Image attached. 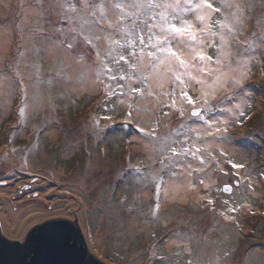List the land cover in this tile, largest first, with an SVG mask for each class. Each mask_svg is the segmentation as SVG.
<instances>
[{"label": "rangeland", "instance_id": "374dc122", "mask_svg": "<svg viewBox=\"0 0 264 264\" xmlns=\"http://www.w3.org/2000/svg\"><path fill=\"white\" fill-rule=\"evenodd\" d=\"M115 2L131 0H103L108 19L92 25L91 33L90 25L84 24L80 35L69 29H79L83 20L100 15L97 10L92 17L81 0H42V8L37 0H0V34L6 39L4 45L0 43V195L9 199L2 200L0 210L11 207L16 214L21 207H46L24 216L31 219L19 229L22 234L7 229L8 234L28 235L33 221L69 214L88 225L98 252L123 264H264V45H259L264 40V0H209L221 9L212 11L210 23L227 17L235 29L225 45L230 55L220 63L231 69L246 60L250 73L239 83L231 78L218 94L207 97L199 93L198 82L185 81L195 101L192 105L181 98L179 82L171 77L163 84L152 82L157 75L146 55L150 49H145V61L138 69L129 64L137 63L139 44L128 63L114 62L118 55L132 52L124 44V33L108 26L118 19L119 28L132 23L130 17H118L119 10L111 6ZM28 4L35 9L31 19H26ZM61 4H75L77 12ZM237 5L242 12H237ZM62 14L73 16L72 23ZM177 15L189 21L195 12ZM136 22L141 28L142 22L155 23L145 16ZM214 30L219 26L214 24ZM84 35H90L96 46L86 43ZM106 36L120 39L124 46L109 55L114 46ZM209 37L206 54L213 61L204 72L212 79L219 68L215 61L220 40ZM180 38L173 39L171 46ZM101 60L113 69L115 80L107 69L97 75ZM88 72L98 88L77 89ZM130 88L141 91L132 93ZM243 93L249 95L248 103L233 118L232 110H227ZM193 111L199 114L192 115ZM211 120L220 125L216 131H198V124ZM214 136L221 142L209 144ZM140 140L145 141L140 144ZM19 161L33 171L15 170ZM229 161L244 167L232 168ZM187 170L192 175L191 192L199 188L201 196L164 202L163 184L182 178ZM11 171L17 172L13 178ZM251 175L256 180L250 181ZM209 177L214 179L207 184ZM82 183L85 201L73 212L57 208L73 201L75 194L68 185ZM226 185L231 191L224 190ZM246 203L250 210L241 213ZM226 213L232 218L227 219ZM0 216L6 226L1 211ZM202 231L215 237L198 244L194 234ZM182 234L190 249H168Z\"/></svg>", "mask_w": 264, "mask_h": 264}, {"label": "snow or ice", "instance_id": "6c2138e0", "mask_svg": "<svg viewBox=\"0 0 264 264\" xmlns=\"http://www.w3.org/2000/svg\"><path fill=\"white\" fill-rule=\"evenodd\" d=\"M39 4H41L42 8V0H37ZM81 5L84 10L90 9V15L92 17L97 16V10L99 11V19L95 20H83V23L81 24V27L79 29L71 28L69 31L78 33L80 35H83L85 32L84 24L90 25L87 31L89 33L95 31V28L92 27V25H98L101 24L104 20H107V12L105 8V4L103 3V0L100 4H90L89 0H81ZM112 8L119 10L117 15L120 19L123 18H132L131 24L124 25L123 28H119V19L117 20V23L114 25L111 21H109L108 26L109 27H116L118 31L124 33V44H126L129 48L132 49V52L129 53V56L125 55H118V59L114 58L115 63H119V61H124L125 63L129 62V57L136 56V45H140V55L137 57V63L136 64H129V67L138 69L141 64H143L144 60V54L145 49H150L147 51L146 55L147 57H150L149 65L154 70L160 69L161 66L164 67L165 75L170 74L171 78L179 82V86L181 87V98H185L186 102L190 105L194 104L195 101L193 100V97L189 95L188 91L186 90V82L183 79V77H188L190 80H196L198 83H202L196 76L193 75L191 69L196 68L197 66L191 61L199 60L202 64L204 62H211L212 57L208 56L204 51L198 50L195 44H202L203 40L198 36V33H208L211 36H219L220 45L218 47L219 50V56L217 57L215 63L217 65L221 62V57L225 55L224 47L228 43V36L230 33L234 32L235 29L233 28L231 23L227 22V17L224 18V20H216L214 22L215 25L219 26V30H214V24L210 23V15L209 10L220 12V8H214L213 4L209 2V0H183V3H181V0H131L130 3H123V2H115L112 3ZM230 6V5H225ZM61 7L67 8L68 11L76 13L77 8L75 4H61ZM237 7V12H242L243 10L240 8L239 5ZM156 9H159L160 11H155ZM183 12H195L197 20L199 21L200 27H194L193 24L183 19L182 16L177 15V13H183ZM140 16H145L151 20H154V24H148L146 22L144 23V28L147 29V33L145 34L144 28H141L140 25L137 24V20ZM158 17V19H157ZM62 19L67 20L69 24L73 21V16L71 15H63L61 16ZM238 21V17H234ZM181 20L182 22L178 25L174 21ZM139 29V31H137ZM156 29L159 30L158 34L155 31ZM227 29V32L224 30ZM61 29H58L60 31ZM103 30V29H101ZM177 36L179 37H186V41H181L182 43H185L188 45V47L191 49V59L189 60L186 57H182L178 51L174 50L171 46V41L175 39ZM84 40L88 44H92L93 47L96 45L93 44V40L90 37V35H84ZM100 37L97 36L96 40H99ZM105 39L108 40L109 44L111 46H114L110 49L109 55H111L112 51L118 48H122L124 45L121 44L120 39H113L111 37H105ZM189 42H195L189 43ZM72 44H68V48H72ZM213 46V45H209ZM97 56L99 57V52H97ZM101 68L98 69L97 75H103L104 69H107V73L109 74V78L115 80L116 76L111 75L113 72V69L108 67L107 64H105L104 60L100 61ZM201 72L206 71L204 67L200 68ZM244 72H240L239 79L233 78L235 83H239L240 79L244 78ZM131 79V76L125 77L121 76L120 79ZM143 79H147V77H143ZM220 82V77L217 76L215 83ZM117 87L122 88V85H117ZM130 91L132 93L140 92L141 90L138 88H130ZM113 93L109 92V95H112ZM204 97H207L209 93H202ZM175 97L171 99V104H175ZM204 103L207 104V99H204ZM20 114H24V109L21 108ZM183 110H180V115L182 116ZM199 113L193 111L192 115H198ZM129 116H131V113H129ZM143 131V129H141ZM154 133H149V135H153ZM175 154L176 150H172ZM199 151V149H197ZM232 168H242L244 167L243 164H235L231 163ZM225 191H231V186L226 185ZM211 203V201H209ZM235 211V209H233Z\"/></svg>", "mask_w": 264, "mask_h": 264}, {"label": "bare ground", "instance_id": "6f19581e", "mask_svg": "<svg viewBox=\"0 0 264 264\" xmlns=\"http://www.w3.org/2000/svg\"><path fill=\"white\" fill-rule=\"evenodd\" d=\"M181 3H183V0H181ZM26 10V19H31L33 18V13H34V6L28 4L25 7ZM212 11L209 10V15H211ZM193 26H197L199 24V21L197 20L196 17V13L194 18H192L191 20H189ZM200 27V26H199ZM4 31V30H3ZM6 31V30H5ZM3 35L5 36V33H3ZM198 36L203 40L202 44H196L195 46L197 47L198 50H202L205 53L208 51L207 50V41L210 39L209 34L208 33H198ZM2 35L0 34V43L2 45L3 42H6V39H1ZM186 41L185 37H181L179 39V42L175 45L172 46L174 50L178 51V53L182 56V57H186L189 60L191 59V49L189 47H186L185 43H182L181 41ZM259 45H264V40L259 41ZM3 49V48H2ZM229 47H224V52L225 55L223 57H221L223 60L225 58H227L230 53H229ZM145 61V60H143ZM213 61V59H212ZM211 62H204L203 64L200 61H191V63L195 64L197 67L191 69L192 73L194 76H196L200 81H202V83H199V93L202 95V93H209V95L214 96L216 94H218V92L228 84V81L231 78H236L239 79L240 77V72H244V78H247L249 76V63L246 60L240 61L236 66H234L233 68H228L224 63H220L219 64V68L217 69V72L215 74V76L212 79H207L208 75L205 72H201L200 68L204 67L205 69H208L209 67H211ZM153 74L156 73L157 78L155 77L154 79L152 78V82L155 83H161L163 84V82H166L168 80L170 76V74L165 75V69L163 66L160 67V69L158 70H154L153 69ZM91 72H88L87 74V79L85 81V83L83 84H79L78 88L79 90L81 89H94L98 88L97 84L94 82V79L92 78V76L90 75ZM217 76L220 77V82L217 84L215 83ZM185 81L195 84L197 81L196 80H190V78L185 77L184 79ZM2 89V86L0 85V90ZM248 98L249 95H247L246 93H243V95L241 97L238 98V100L235 101V103L233 104V106L230 108V110H227V112L232 113L233 118L236 117L237 113H239L241 111V109L243 107H245L248 103ZM6 109L8 110L10 108L9 102H7V104L5 105ZM228 113V114H229ZM219 123H216L215 120H211L210 122H205L203 125L198 124L196 126V128L198 129V131L202 132V133H212L214 131H216V129L219 127ZM56 131H53L52 134H55ZM145 140H140L139 143L142 144ZM221 142L217 136H214L213 138H211L209 140V144L211 143H218ZM221 144V143H220ZM227 145V144H226ZM224 146V145H223ZM227 146H225V148H227ZM230 148V146H229ZM13 157V155H12ZM15 158V157H13ZM18 166V167H17ZM15 167L16 169H20V170H30L31 172L33 171L32 168H30L29 166L27 167V165H25L24 161H19V164ZM14 171V170H13ZM13 171L10 172V176L13 178L15 177L16 173H13ZM13 173V174H12ZM59 174V173H58ZM44 175H51L49 173H44ZM52 178V177H51ZM191 178L192 175H190V173H188V170L186 172H184V176L182 178L179 179H168L163 185V201L164 202H168V201H172L175 199H179V200H183L186 201L188 199V197L192 196L193 199H198L201 196V191L199 188L194 189L193 192H191V189H193L192 186V182H191ZM213 177H209L206 180L207 184H210L213 181ZM250 181L256 180V177L251 175L250 176ZM84 187V183L79 184V185H68V189L71 190L75 195L73 198V201H66L63 203L58 204L57 208H60L64 213H68L69 211L73 212L75 210L76 207H78V205H81L84 201H85V194L83 192V188ZM9 190V189H8ZM0 192H2V190L0 189ZM7 194H9L11 191H7ZM147 193V192H146ZM5 195H0V204L2 202V200L8 201V198H5ZM71 199V198H70ZM2 205V204H1ZM7 205V204H5ZM8 206V205H7ZM46 207H42V208H34L32 206L30 207H26L23 208L21 207L20 211L18 213H13L11 211V207H2V209L0 210L2 212V218L5 221V223L7 224L5 227L6 229H8L11 233H18L20 232L21 234L23 233V231H20L19 229L22 227H25L26 223L31 219V218H26L24 219V216L28 213H32L34 211H46L45 210ZM70 209V210H68ZM243 212H248L250 210V205L248 203L243 204L241 207V213ZM225 217L227 219L232 218V214L231 213H226ZM239 230V229H238ZM202 234H200L199 236H196L194 234V238L197 237V241L198 244H202L205 241H212L213 238L215 237V235H211L209 233H205L204 231L201 232ZM187 236L182 235H178L177 237H175L168 245L167 248L171 249V248H175V247H181V249H190L191 244L184 243L185 239ZM100 247V244H97Z\"/></svg>", "mask_w": 264, "mask_h": 264}, {"label": "water", "instance_id": "95a60500", "mask_svg": "<svg viewBox=\"0 0 264 264\" xmlns=\"http://www.w3.org/2000/svg\"><path fill=\"white\" fill-rule=\"evenodd\" d=\"M92 261L123 264L98 252L88 225L69 214L33 221L28 235L8 234L0 216V264H91Z\"/></svg>", "mask_w": 264, "mask_h": 264}, {"label": "trees", "instance_id": "16d2710c", "mask_svg": "<svg viewBox=\"0 0 264 264\" xmlns=\"http://www.w3.org/2000/svg\"><path fill=\"white\" fill-rule=\"evenodd\" d=\"M91 264H100V263H98L97 261H92Z\"/></svg>", "mask_w": 264, "mask_h": 264}]
</instances>
